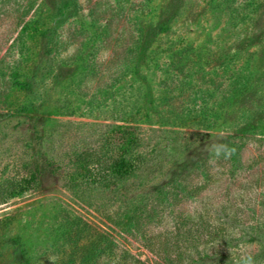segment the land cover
<instances>
[{"label":"rangeland","instance_id":"1","mask_svg":"<svg viewBox=\"0 0 264 264\" xmlns=\"http://www.w3.org/2000/svg\"><path fill=\"white\" fill-rule=\"evenodd\" d=\"M0 264H264V0H0Z\"/></svg>","mask_w":264,"mask_h":264},{"label":"trees","instance_id":"2","mask_svg":"<svg viewBox=\"0 0 264 264\" xmlns=\"http://www.w3.org/2000/svg\"><path fill=\"white\" fill-rule=\"evenodd\" d=\"M117 164L119 165V161L116 163V165H117Z\"/></svg>","mask_w":264,"mask_h":264}]
</instances>
